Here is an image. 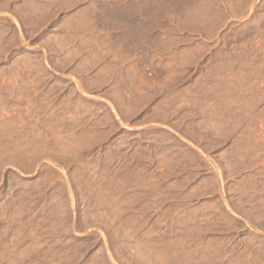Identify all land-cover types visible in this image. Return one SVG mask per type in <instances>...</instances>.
<instances>
[{"label":"rangeland","instance_id":"1","mask_svg":"<svg viewBox=\"0 0 264 264\" xmlns=\"http://www.w3.org/2000/svg\"><path fill=\"white\" fill-rule=\"evenodd\" d=\"M0 264H264V0H0Z\"/></svg>","mask_w":264,"mask_h":264}]
</instances>
